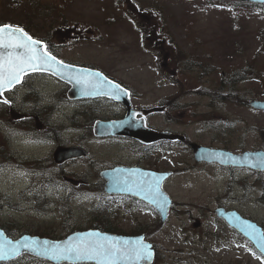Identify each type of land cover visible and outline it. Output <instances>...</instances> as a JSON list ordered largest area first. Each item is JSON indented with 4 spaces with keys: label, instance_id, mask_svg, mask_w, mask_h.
Wrapping results in <instances>:
<instances>
[{
    "label": "rangeland",
    "instance_id": "374dc122",
    "mask_svg": "<svg viewBox=\"0 0 264 264\" xmlns=\"http://www.w3.org/2000/svg\"><path fill=\"white\" fill-rule=\"evenodd\" d=\"M243 3L0 0V21L21 23L36 37L51 42L61 38L59 52L65 59L113 75L133 91L139 105L167 104L165 115L151 119L159 127L186 134L204 146L242 152L264 149V112L246 104L264 100V5ZM136 13L154 16L153 23ZM64 20L66 28L61 27ZM156 27L159 33H168L174 49L146 40ZM189 58L198 59L210 74L185 71L182 64ZM240 68L248 78L234 89L223 90L228 82L223 75ZM67 91L61 89L58 97L67 99ZM83 111L81 127L98 118L87 105ZM93 149L102 157L109 153L107 148ZM189 149L170 147L163 153V169L176 171L166 189L174 200L169 221L162 224L153 211L141 212L140 221L158 248L155 264H264V257L215 212L223 206L264 227V175L252 176L248 185L255 182L259 187L246 193L219 167L197 164ZM81 174L94 190L90 165ZM90 215L86 213L85 225L93 221ZM60 217L50 215L44 220L28 212L0 209V225L9 231L40 224L59 226L65 219ZM138 217L120 207L113 226L117 231L133 230ZM19 264L45 263L28 256L19 258Z\"/></svg>",
    "mask_w": 264,
    "mask_h": 264
},
{
    "label": "flooded vegetation",
    "instance_id": "af4514ba",
    "mask_svg": "<svg viewBox=\"0 0 264 264\" xmlns=\"http://www.w3.org/2000/svg\"><path fill=\"white\" fill-rule=\"evenodd\" d=\"M129 9H132L131 5ZM136 14L151 24L154 21V16ZM64 23L65 20L61 27L66 28ZM78 38L84 37L79 35ZM40 40L47 46L46 50L64 64L91 67L65 59L59 52L61 38H56L53 42L48 39ZM146 40L160 44L164 48L168 41L163 33L158 32L157 27L154 28L151 36L146 37ZM102 72L112 81L129 90V108L109 98H70L69 95L74 97V94L69 92V87L62 85L58 79L47 73L26 75L22 84L4 92L1 97L0 101L7 99L9 103L0 102V209L28 212L44 220L50 215L57 214L61 216L60 219L65 218L59 226L40 224L19 231L16 228L9 231L4 227L8 235L13 233L15 237L32 235L60 240L77 231L96 229L129 236L146 235L147 239L152 240L151 234L146 231L144 221H140L143 216L141 212L153 211L156 215L158 213L149 204L137 198L125 194H107L106 181L101 173L114 169L171 172L172 175L163 183V189L166 191L168 182L174 178L176 171L163 169L164 150L168 151L170 147L189 149L193 141L186 134L185 142L170 143L161 140L153 144H145L121 136L95 137L93 128L97 121H122L128 109L133 111L136 121L145 120V126L153 131L180 133L171 128L159 127L154 123L151 119L158 115L145 117L144 111L149 107L139 105L133 91L121 80L106 71ZM58 87L62 92L68 89L67 99L58 97L60 93V90L57 91ZM85 105L87 109L92 108L98 118L89 121V124L83 122L86 126L81 127L78 123L83 118ZM86 134L88 137L82 138ZM76 147L85 149L88 155L71 160H64L63 156L58 155L60 150ZM93 148H107L109 153L107 157H102L97 155ZM86 165H90L95 177L94 190L90 189L81 174ZM200 165L210 166L205 163ZM219 168L229 174L240 187L246 189V193L259 187L255 182L251 186L248 185L250 178L264 175V171L249 168ZM244 185L248 186L244 188ZM73 206L79 208L75 210ZM81 206L85 207L80 208ZM120 207L128 208V212L133 213L135 217L139 216L133 230L126 232L114 228L113 223L119 215ZM103 208L108 213L101 214ZM86 213H91L93 221L85 225ZM106 222L110 225L108 230L105 225H101ZM11 225L14 226L13 222ZM154 248L157 253L156 244Z\"/></svg>",
    "mask_w": 264,
    "mask_h": 264
},
{
    "label": "snow or ice",
    "instance_id": "6c2138e0",
    "mask_svg": "<svg viewBox=\"0 0 264 264\" xmlns=\"http://www.w3.org/2000/svg\"><path fill=\"white\" fill-rule=\"evenodd\" d=\"M41 41L34 40L23 28L12 25L0 26V97L5 91H11L22 84L24 77L30 72L46 71L68 81H75L87 95L99 94L107 87L111 93L120 89L100 73L81 71L73 74L72 66L65 65L46 50V45L40 47ZM108 94V93H106ZM8 104L7 99L0 101ZM257 163L264 164L258 160ZM255 166V165H253ZM154 202L161 198L158 180L136 185ZM252 228V225H248ZM0 236L3 233L0 232ZM264 245V234L258 236ZM151 245L144 243L143 238L119 240L104 236L98 232L86 233L83 236L70 238L64 243H53L47 240L30 239L13 243L10 240H0V262L19 264V259L28 253L51 261H95L96 264H142L151 261L153 253ZM24 250L23 252L21 250Z\"/></svg>",
    "mask_w": 264,
    "mask_h": 264
},
{
    "label": "water",
    "instance_id": "95a60500",
    "mask_svg": "<svg viewBox=\"0 0 264 264\" xmlns=\"http://www.w3.org/2000/svg\"><path fill=\"white\" fill-rule=\"evenodd\" d=\"M249 2L253 3H259L264 4V0H247ZM44 44L41 43L40 47L43 48ZM68 65V64H65ZM72 66L74 69L73 74L79 73L81 71H91L95 73H100L104 77V75L101 71L91 69V68H85L80 67L76 65H69ZM37 72H43V73H49L46 71H37ZM52 75V74H51ZM55 76V75H54ZM61 81L69 84L71 86V94H74V97L69 95L70 98L75 99H83V98H109L113 99L116 102L125 104L128 108L130 107V101H129V92L125 90L123 87L120 86V89L117 90L115 93H111L110 89L107 87L105 90L99 94L94 95H87L85 94L84 89L75 83V81H68L66 79H62L59 76H55ZM109 81L118 84L111 79L107 78ZM119 85V84H118ZM108 93V94H106ZM250 106L256 110L264 111V100H253L250 103ZM166 110L165 107H154L147 109L144 111V115L148 116L154 113H162ZM94 133L98 137H106L110 135H121L126 137H132L134 139H137L143 143H154L159 140H170V141H185L186 137L182 134H174L171 132H155L150 129H147L145 127V121H140L139 123L136 122L134 118V113L130 109L128 110V114L126 116V119L122 122H101L98 121L95 124L94 127ZM191 148L194 153V157L197 163H208V164H219L221 166H227V167H249L254 170L262 171L264 170V164L257 163L258 160L264 161V151H247L241 154H235L233 152H230L225 149H218V148H210L207 146L200 145L198 143H191ZM58 155L63 156L65 159H74L79 157H86L87 153L84 152V149L82 148H67L58 151ZM255 165V166H253ZM170 173H154L151 171H141L136 169H130V170H113V171H105L102 173V176L108 181L106 184V192L109 193H117V194H126L135 198H138L140 200H143L150 205H152L160 214L162 218V222L165 223L169 216L170 208L173 204L170 197L162 190V184L165 182V180L170 176ZM159 182V188L161 198L158 202H154L153 200L149 199L144 191H140L136 185H145L147 182ZM114 187L115 190H112ZM216 214L218 218L223 219L226 221V223L242 234L248 241H250L254 247L257 249V251L264 257V245L261 244L260 240L258 239V236L261 234H264V230L262 227H260L256 222L245 219L239 212L233 211V210H227L225 208H219L216 210ZM248 225H252V228H249ZM0 232L3 233V236H0V240H10L13 243L17 241H22L25 237H28L30 239H38L41 241L47 240L53 243H64L67 242L70 238L76 237V236H83L86 233L91 232H98L104 236H108L114 239H119L121 241L123 240H131L135 241L136 239L143 238L144 243L151 245V251L153 253L152 260L144 261L142 264H153L155 260V250L153 249V244L146 242V236L141 235L137 237H129L124 235H117V234H110V233H103L100 231H84V232H77L74 233L67 238L63 240H50L47 238H40V237H32L25 235L21 237L18 240H13L9 238L6 233L0 228ZM24 251L23 249L21 250ZM33 256H36L34 253H28ZM37 257V256H36ZM41 259H45L42 257H38ZM17 259V257H13L12 260ZM46 260V259H45ZM55 264H96L95 261H51Z\"/></svg>",
    "mask_w": 264,
    "mask_h": 264
},
{
    "label": "trees",
    "instance_id": "16d2710c",
    "mask_svg": "<svg viewBox=\"0 0 264 264\" xmlns=\"http://www.w3.org/2000/svg\"><path fill=\"white\" fill-rule=\"evenodd\" d=\"M243 5H250V4L243 3ZM49 15H50V13L47 14V16H49ZM0 25H2V21H0ZM26 29L28 30V28H26ZM190 56H192V55H190ZM181 58H183V57H181ZM182 67L185 68L186 69L185 71H187L189 73H192V72H194L196 70H199V71L202 72L200 76H202L203 74L205 76L210 74L209 71H207V68H203L202 67V63L201 62H198V59L189 58L188 60H186L182 64ZM246 73H247V71H240V72L239 71H236V72L227 74V77H225V79L228 82L226 84H224L223 90H226V89H228V90L234 89L235 88V85L244 82L248 78V76H246Z\"/></svg>",
    "mask_w": 264,
    "mask_h": 264
}]
</instances>
